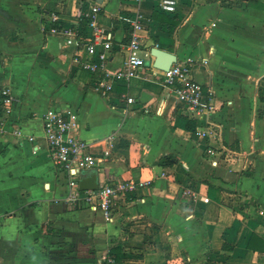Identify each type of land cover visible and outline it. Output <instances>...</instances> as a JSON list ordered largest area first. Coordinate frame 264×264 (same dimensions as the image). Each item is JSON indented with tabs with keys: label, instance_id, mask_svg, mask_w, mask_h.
<instances>
[{
	"label": "crops",
	"instance_id": "obj_1",
	"mask_svg": "<svg viewBox=\"0 0 264 264\" xmlns=\"http://www.w3.org/2000/svg\"><path fill=\"white\" fill-rule=\"evenodd\" d=\"M80 2L0 0V264H107L109 255L115 264H264V0H179L174 13L157 0H103L108 68L123 66L137 16L146 58L140 75L106 94L81 64L85 48L63 32L91 35ZM154 47L192 60L207 111L192 112L164 86ZM5 88L15 97L10 113ZM50 108L75 111L76 133L97 155L116 134L112 157L95 166L100 182L151 181L119 200L111 220L63 199L67 172L43 129ZM207 129L217 136H203Z\"/></svg>",
	"mask_w": 264,
	"mask_h": 264
},
{
	"label": "built area",
	"instance_id": "obj_2",
	"mask_svg": "<svg viewBox=\"0 0 264 264\" xmlns=\"http://www.w3.org/2000/svg\"><path fill=\"white\" fill-rule=\"evenodd\" d=\"M139 5L143 0H135ZM162 11L174 13L178 9L179 0H157ZM102 5L94 0H81L79 19L90 30L91 35L85 37L81 27L69 26L63 32L66 35L67 44L81 45L85 48L88 58L81 59L84 68L92 73H98L95 81V88L102 94L111 91L117 82H130L145 67L146 58L140 55L143 50V40L140 33L144 28L143 19L137 16L131 24V32L127 44L128 56L122 67L118 69L108 68V54L113 48V36L109 30L99 21ZM51 22L55 24L53 31H58L57 23L61 22V16L57 13L51 14ZM98 46H102L99 49ZM78 58H80L78 56ZM193 62L191 59L177 61L168 70H162V82L170 88L177 96L178 101L194 113H204L207 106L204 100V85L197 81L192 75ZM124 101L128 104L135 101L129 94H122ZM14 95L9 88L2 90V107L6 113H10ZM77 114L71 109L57 110L50 108L43 115V129L46 141L49 146L52 160L56 165L67 172V191L62 195L67 204L75 206H86L93 210L102 211L107 220L113 218L114 209L119 200L127 199L139 187H147L150 180L118 179L110 177L107 181L100 182L97 189L81 190L79 187V174L83 168L95 167L99 161L112 157L116 134H109L105 141L107 148L97 155L89 142L76 133L78 128ZM6 116L0 117V135L5 133ZM16 136L23 137L21 128L14 130ZM203 136L216 137L213 129L201 131ZM27 139L33 140V136ZM193 199L198 197L194 191L187 190ZM201 199L208 202V196ZM264 214V211H260ZM1 216V214H0ZM104 261L107 264H115L116 258L113 255L106 256Z\"/></svg>",
	"mask_w": 264,
	"mask_h": 264
},
{
	"label": "water",
	"instance_id": "obj_3",
	"mask_svg": "<svg viewBox=\"0 0 264 264\" xmlns=\"http://www.w3.org/2000/svg\"><path fill=\"white\" fill-rule=\"evenodd\" d=\"M101 3L103 0H94ZM2 14H6L2 8H0ZM152 56L155 58L153 65L160 70H168L171 65L178 61L176 54L163 50L161 48L154 47L151 50ZM100 177L97 167L83 168L79 174V187L81 190L97 189L99 187Z\"/></svg>",
	"mask_w": 264,
	"mask_h": 264
}]
</instances>
